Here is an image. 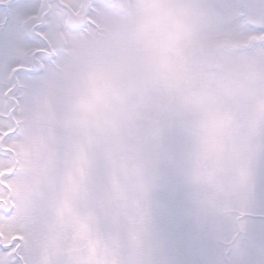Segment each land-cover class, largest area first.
Wrapping results in <instances>:
<instances>
[{
  "label": "snow or ice",
  "instance_id": "1",
  "mask_svg": "<svg viewBox=\"0 0 264 264\" xmlns=\"http://www.w3.org/2000/svg\"><path fill=\"white\" fill-rule=\"evenodd\" d=\"M0 264H264V0H0Z\"/></svg>",
  "mask_w": 264,
  "mask_h": 264
}]
</instances>
